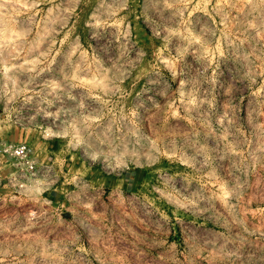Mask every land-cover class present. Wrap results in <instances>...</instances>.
<instances>
[{"label": "rangeland", "instance_id": "rangeland-1", "mask_svg": "<svg viewBox=\"0 0 264 264\" xmlns=\"http://www.w3.org/2000/svg\"><path fill=\"white\" fill-rule=\"evenodd\" d=\"M20 142L0 264H264V0H0Z\"/></svg>", "mask_w": 264, "mask_h": 264}, {"label": "built area", "instance_id": "built-area-1", "mask_svg": "<svg viewBox=\"0 0 264 264\" xmlns=\"http://www.w3.org/2000/svg\"><path fill=\"white\" fill-rule=\"evenodd\" d=\"M15 164H18L23 169L26 175L31 178L38 174V169L34 158L30 155V149L24 142L17 144H6L0 145V165L4 168L10 169ZM8 185H13L12 178L8 174L6 176Z\"/></svg>", "mask_w": 264, "mask_h": 264}]
</instances>
